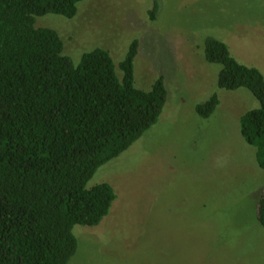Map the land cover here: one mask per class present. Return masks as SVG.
I'll list each match as a JSON object with an SVG mask.
<instances>
[{"label": "rangeland", "instance_id": "374dc122", "mask_svg": "<svg viewBox=\"0 0 264 264\" xmlns=\"http://www.w3.org/2000/svg\"><path fill=\"white\" fill-rule=\"evenodd\" d=\"M78 6L73 18L48 13L36 25L56 29L75 64L85 52L109 49L121 78L120 64L138 39L136 85L149 90L164 76L169 95L159 121L89 181L112 184L117 198L99 225L75 226L80 243L69 264H264L257 213L264 169L240 127L260 103L248 88H220L221 64L209 63L198 46L202 34L214 32L238 60L264 73V0ZM214 93L220 105L200 116L196 106Z\"/></svg>", "mask_w": 264, "mask_h": 264}, {"label": "trees", "instance_id": "16d2710c", "mask_svg": "<svg viewBox=\"0 0 264 264\" xmlns=\"http://www.w3.org/2000/svg\"><path fill=\"white\" fill-rule=\"evenodd\" d=\"M81 1L0 0V264H69L80 243L75 226L99 225L117 198L112 184L89 181L159 121L168 100L164 76L149 90L136 85L138 39L121 78L109 49L75 64L56 29L37 27L48 13L75 17ZM159 9L156 2L152 20ZM215 34H202L198 46L221 64L220 88L245 87L259 100L240 127L264 169V73ZM220 103L214 93L196 111L210 117ZM257 203L264 227V188Z\"/></svg>", "mask_w": 264, "mask_h": 264}]
</instances>
